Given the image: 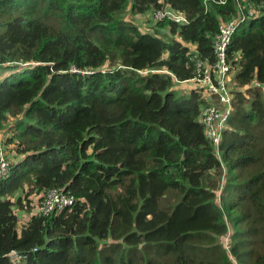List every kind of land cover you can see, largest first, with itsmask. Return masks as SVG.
<instances>
[{
    "label": "trees",
    "instance_id": "16d2710c",
    "mask_svg": "<svg viewBox=\"0 0 264 264\" xmlns=\"http://www.w3.org/2000/svg\"><path fill=\"white\" fill-rule=\"evenodd\" d=\"M167 5L189 23L125 17ZM239 6L229 59L248 88L217 155L208 99L175 87L215 63ZM4 72L0 132L19 158L0 179V264H264V0H0ZM55 188L76 203L21 225Z\"/></svg>",
    "mask_w": 264,
    "mask_h": 264
},
{
    "label": "built area",
    "instance_id": "2783aa9c",
    "mask_svg": "<svg viewBox=\"0 0 264 264\" xmlns=\"http://www.w3.org/2000/svg\"><path fill=\"white\" fill-rule=\"evenodd\" d=\"M245 6H239L238 15L233 19L221 24L220 33L214 43L215 63L200 61L198 74L192 80L191 90H202L204 98L208 99L201 114L200 121L205 127L206 136L215 148L216 154L220 155V145L224 131L228 128V120L233 111L234 92L245 91L246 88L238 86L233 71V62L229 59V46L238 27L248 18L243 10ZM256 12L252 9L249 15ZM154 21H171L176 25L188 24L187 16L167 5L152 13ZM185 82V83H187ZM183 84V83H182ZM10 160L6 153L0 150V179L7 176L10 170ZM72 194H66L61 189H49L40 195L35 209L30 215L27 210L18 213L19 223H26L32 214L49 216L53 213H61L76 203Z\"/></svg>",
    "mask_w": 264,
    "mask_h": 264
},
{
    "label": "rangeland",
    "instance_id": "374dc122",
    "mask_svg": "<svg viewBox=\"0 0 264 264\" xmlns=\"http://www.w3.org/2000/svg\"><path fill=\"white\" fill-rule=\"evenodd\" d=\"M153 13V12H152ZM127 20L133 22L134 24L138 25L140 27V29L142 31H147V32H154V29L156 28V24L149 21V20H153L152 19V14L151 13H148L147 16L145 15H133L129 12H126V16ZM168 32H170L169 30H166L164 31V35H167L168 36ZM167 33V34H165ZM179 39V38H177ZM9 73L8 72H4V73H0L1 75V79L4 78L6 75H8ZM191 87H192V83H183V84H180V83H177L175 89H177V91L181 94H183L184 92H189L191 90ZM8 135V134H7ZM6 134H3L2 132H0V150L4 151L7 155L8 158H12V160H17L19 157H16V147L15 145H9L7 144V140H8V136ZM6 141V143H5ZM25 193H20L19 196L20 197H24ZM32 203L30 204V206L28 207V203H26V208H32V211H34L35 209V206L37 204V202L39 201L40 199V195L38 196H33L30 198ZM26 210V209H25ZM23 211V210H21ZM28 215H30V212H27ZM227 247V245H226Z\"/></svg>",
    "mask_w": 264,
    "mask_h": 264
},
{
    "label": "crops",
    "instance_id": "0c3cea01",
    "mask_svg": "<svg viewBox=\"0 0 264 264\" xmlns=\"http://www.w3.org/2000/svg\"><path fill=\"white\" fill-rule=\"evenodd\" d=\"M176 90H177V89H176ZM189 92H190V91H189ZM189 92H184V93L186 94V93H189Z\"/></svg>",
    "mask_w": 264,
    "mask_h": 264
},
{
    "label": "clouds",
    "instance_id": "9594fccd",
    "mask_svg": "<svg viewBox=\"0 0 264 264\" xmlns=\"http://www.w3.org/2000/svg\"><path fill=\"white\" fill-rule=\"evenodd\" d=\"M180 84H182V83H180Z\"/></svg>",
    "mask_w": 264,
    "mask_h": 264
}]
</instances>
